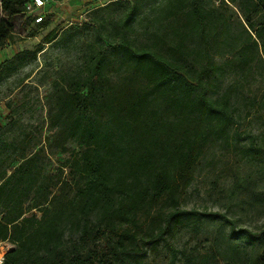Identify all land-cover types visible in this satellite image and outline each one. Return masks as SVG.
<instances>
[{
	"label": "trees",
	"instance_id": "obj_1",
	"mask_svg": "<svg viewBox=\"0 0 264 264\" xmlns=\"http://www.w3.org/2000/svg\"><path fill=\"white\" fill-rule=\"evenodd\" d=\"M29 1L0 0V48L14 41V19ZM146 1L102 8L120 15L94 21L78 78L59 95L57 137L78 147L61 169L65 178L36 172L26 157L0 170V243L14 246L2 264H140L181 227L220 220L236 233L223 213L181 207V192L206 151L227 145L239 119V81L222 90L227 76L246 80L264 69V0H155L139 20ZM55 39L53 30L43 41ZM108 49L130 66L116 79ZM234 137L247 141L242 157L264 160V137ZM249 185L234 181L246 204L264 205V192ZM235 235L251 247L243 264H264V234ZM170 253L173 264L212 257L181 261L177 249Z\"/></svg>",
	"mask_w": 264,
	"mask_h": 264
},
{
	"label": "rangeland",
	"instance_id": "obj_2",
	"mask_svg": "<svg viewBox=\"0 0 264 264\" xmlns=\"http://www.w3.org/2000/svg\"><path fill=\"white\" fill-rule=\"evenodd\" d=\"M114 1L48 0L40 12L45 28L36 27L28 15L14 19V41L0 48V170L10 172L26 157L33 158L36 172L65 178L61 169L78 147L73 140L61 144L56 134L61 120L53 116L59 95L78 78L81 56L95 41L92 24L97 19L120 15V11L102 9ZM154 3L147 0L142 4L139 20L151 14ZM53 30L56 39L44 43L46 34ZM31 32L35 36H30ZM216 51L222 53L223 49ZM106 55L109 75L116 79L129 71L130 66L117 52L108 49ZM253 75L239 80L231 74L225 79L222 90L234 79L239 81L233 100L239 119L227 145L216 144L206 151L192 181L181 192V207L223 213L235 221L236 233L220 220H205L198 230L181 227L160 244L156 255L148 254L140 264H173L170 248L178 250L181 261L211 253L209 264H243L251 247L235 234L243 230L264 234V205L250 207L245 195L238 194L241 188H234L236 178L249 179L250 190L264 192V160L242 157L241 148L247 141L234 137L235 131L264 137V69L255 68ZM2 246L6 253L14 248L9 243Z\"/></svg>",
	"mask_w": 264,
	"mask_h": 264
},
{
	"label": "built area",
	"instance_id": "obj_3",
	"mask_svg": "<svg viewBox=\"0 0 264 264\" xmlns=\"http://www.w3.org/2000/svg\"><path fill=\"white\" fill-rule=\"evenodd\" d=\"M48 4V0H30L25 5V14L28 16H31V18L34 19V24H39L43 22L44 16L40 15V12H42L46 5ZM2 243H0V264L3 263L4 255L6 254V251L3 250Z\"/></svg>",
	"mask_w": 264,
	"mask_h": 264
},
{
	"label": "crops",
	"instance_id": "obj_4",
	"mask_svg": "<svg viewBox=\"0 0 264 264\" xmlns=\"http://www.w3.org/2000/svg\"><path fill=\"white\" fill-rule=\"evenodd\" d=\"M49 2H50V1H49ZM47 5H48V4H47ZM47 5H46V6H47Z\"/></svg>",
	"mask_w": 264,
	"mask_h": 264
},
{
	"label": "water",
	"instance_id": "obj_5",
	"mask_svg": "<svg viewBox=\"0 0 264 264\" xmlns=\"http://www.w3.org/2000/svg\"><path fill=\"white\" fill-rule=\"evenodd\" d=\"M11 251V250H10Z\"/></svg>",
	"mask_w": 264,
	"mask_h": 264
}]
</instances>
